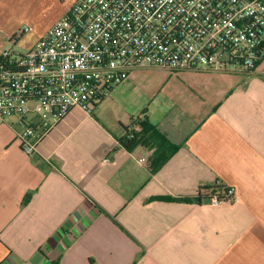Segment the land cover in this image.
<instances>
[{"label":"crops","instance_id":"obj_1","mask_svg":"<svg viewBox=\"0 0 264 264\" xmlns=\"http://www.w3.org/2000/svg\"><path fill=\"white\" fill-rule=\"evenodd\" d=\"M25 1L39 0H0V58L24 27ZM178 74L203 89L126 122L99 119L106 99L73 108L35 157L21 149L19 117L0 118V264H264V62L252 74ZM145 117L178 146L155 174L153 149L119 141ZM214 185L233 188L235 201L198 197Z\"/></svg>","mask_w":264,"mask_h":264},{"label":"built area","instance_id":"obj_2","mask_svg":"<svg viewBox=\"0 0 264 264\" xmlns=\"http://www.w3.org/2000/svg\"><path fill=\"white\" fill-rule=\"evenodd\" d=\"M263 62L264 0H75L32 49L3 51L0 118L19 117L21 149L35 157L73 108L90 112L136 70L252 74ZM234 193L207 204H231Z\"/></svg>","mask_w":264,"mask_h":264},{"label":"rangeland","instance_id":"obj_3","mask_svg":"<svg viewBox=\"0 0 264 264\" xmlns=\"http://www.w3.org/2000/svg\"><path fill=\"white\" fill-rule=\"evenodd\" d=\"M74 2L75 0H39L36 3L25 1L22 6L28 15L23 25L32 27L34 31L22 36L16 45L8 41L5 49L25 53L35 33L52 23L56 15L61 14L59 19H62L66 14L64 11H68ZM201 83L203 82L192 77L171 73L159 67L143 68L134 72L112 92L96 113L105 124L113 120L126 122L129 116L140 114L145 109L162 114L177 99L185 100L184 97L187 96L184 92L191 90L198 94L204 87Z\"/></svg>","mask_w":264,"mask_h":264},{"label":"trees","instance_id":"obj_4","mask_svg":"<svg viewBox=\"0 0 264 264\" xmlns=\"http://www.w3.org/2000/svg\"><path fill=\"white\" fill-rule=\"evenodd\" d=\"M1 61V58H0ZM135 127L134 130L130 126ZM126 135L120 138L121 145L128 151H132L139 145H144L153 149L152 157L149 165L152 174L157 173L170 157L177 151L178 146L173 145L166 136L161 133L157 127L148 121V118H139L135 122H131L128 127H125ZM228 187L222 185L202 186L199 188L198 197L209 200L216 195L220 199L227 198ZM152 200L161 201H182L180 198L173 197H155Z\"/></svg>","mask_w":264,"mask_h":264}]
</instances>
